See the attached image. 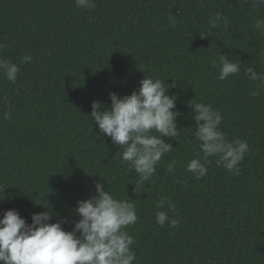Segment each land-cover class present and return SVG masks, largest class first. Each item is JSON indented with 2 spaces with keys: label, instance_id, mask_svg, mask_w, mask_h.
Wrapping results in <instances>:
<instances>
[{
  "label": "trees",
  "instance_id": "1",
  "mask_svg": "<svg viewBox=\"0 0 264 264\" xmlns=\"http://www.w3.org/2000/svg\"><path fill=\"white\" fill-rule=\"evenodd\" d=\"M95 4L85 10L75 0H0V58L20 68L14 84L0 75V219L15 209L31 224L49 206L50 222L67 220L62 226L71 231L77 202L96 196L100 182L136 206L138 221L126 229L135 238L134 264H264V90L254 95L256 82L243 73L247 65L264 74L257 56L264 35L254 27L264 8L252 0ZM218 12L228 24L212 28ZM26 55L33 58L27 64ZM221 55L240 60L242 72L220 81ZM148 75L178 97L180 134L162 137L173 151L136 189L139 176L117 154L121 146L94 124L91 105L110 107V93L129 96ZM191 101L211 104L223 116L226 138L249 144L239 175L218 167L216 157L200 179L187 171L203 155ZM173 160L175 171L168 173ZM162 196L175 212L156 207ZM161 210L180 225L159 226Z\"/></svg>",
  "mask_w": 264,
  "mask_h": 264
},
{
  "label": "clouds",
  "instance_id": "2",
  "mask_svg": "<svg viewBox=\"0 0 264 264\" xmlns=\"http://www.w3.org/2000/svg\"><path fill=\"white\" fill-rule=\"evenodd\" d=\"M244 3L248 4L249 0ZM75 4L85 10L96 7L95 0H75ZM253 5L256 9L264 8V0H252ZM168 19L169 25L176 27L175 15ZM220 21L227 26L228 19L218 12L209 24L217 28ZM254 27L264 35V19H257ZM3 48L4 45H0V49ZM257 56L259 63L264 64V48ZM32 59L26 55L22 62L27 64ZM217 66V60H213L212 67ZM241 67L240 60L230 61L226 55H221L218 79L224 81L241 73ZM19 71L17 64L0 58V75L9 82H16ZM243 73L256 82L253 94L259 95L264 90V74H257L247 65H244ZM168 91L169 86L163 80L148 75L140 81L139 90L129 96L121 98L115 92L110 93V107H104L100 101H93L91 105L94 124L114 144L121 146L117 154L129 165V171L134 170L139 176L136 189L151 180L162 157L173 151L172 144L166 143L162 137L175 139L180 134L176 120L181 113L175 110L178 97L170 96ZM192 101L188 106L195 113V141L203 155L192 159L187 164V171L200 179L208 173L209 158L216 157L218 167L239 175V165L249 151V144L240 139L229 141L220 129L222 114L211 104H193ZM10 116V111L5 112V119ZM176 164L177 161H171L166 171L174 173ZM95 189L96 196L77 202L76 216L79 219L71 231H65L62 226L68 223L67 220L50 222L54 213L49 206H43L48 210L33 214L31 224L15 209L6 211L0 219V264H134L137 259L132 248L135 238L126 229L138 221L135 204L130 202L131 199L115 198L100 182L95 183ZM156 207H167L172 212L176 209L167 196L159 198ZM156 223L161 227L168 224L176 228L180 219L170 218L167 210H161L156 213Z\"/></svg>",
  "mask_w": 264,
  "mask_h": 264
}]
</instances>
